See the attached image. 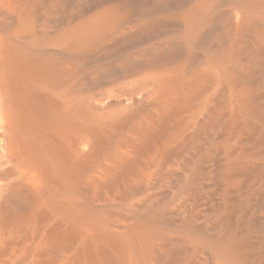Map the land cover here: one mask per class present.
Masks as SVG:
<instances>
[{
    "label": "bare ground",
    "instance_id": "1",
    "mask_svg": "<svg viewBox=\"0 0 264 264\" xmlns=\"http://www.w3.org/2000/svg\"><path fill=\"white\" fill-rule=\"evenodd\" d=\"M0 264H264V0H0Z\"/></svg>",
    "mask_w": 264,
    "mask_h": 264
}]
</instances>
